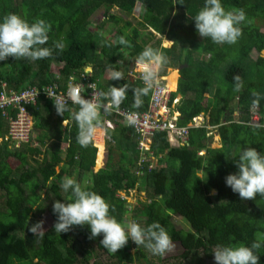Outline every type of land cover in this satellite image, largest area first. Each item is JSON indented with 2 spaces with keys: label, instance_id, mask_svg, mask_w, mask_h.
Here are the masks:
<instances>
[{
  "label": "trees",
  "instance_id": "16d2710c",
  "mask_svg": "<svg viewBox=\"0 0 264 264\" xmlns=\"http://www.w3.org/2000/svg\"><path fill=\"white\" fill-rule=\"evenodd\" d=\"M179 0H0V19L16 13L30 23L44 19L51 23L48 42L42 47L52 49V55L45 59L16 60L9 57L0 61V91L6 83L13 92L31 88L41 90L53 85L65 88L72 75L75 80L95 84L97 90L107 91L111 86L127 84V98L119 108L131 113H142L149 107L151 91L144 96L140 107H133L132 89L143 87V81L129 73L137 56L146 47L160 49L167 57L164 67L179 69L176 92H171L169 106L180 96L176 110L178 127L188 126L194 118L203 116L204 126L189 130L187 144L172 147L168 132L157 131L153 150L157 158L156 168L148 171L147 159L135 172L137 158V134L119 115L112 111L103 114L105 120L115 126L107 128L106 159L102 168L95 171L97 149L90 144L81 147L77 141V125L72 114L58 115L53 100L39 96L35 105L29 106L33 117V132L28 142L16 148L8 135V122L0 112V191L5 192L3 209L0 207V264H156L148 260L140 246L135 247L131 239L127 245L111 253L100 244L103 234L90 239V226H73L67 233L54 231L57 215L53 213L56 200L70 201L71 191L65 192L60 184L65 176L78 182L87 180L88 190L104 197L115 210L110 214L124 221L130 213L129 205L120 192L136 189L138 195L146 192L144 202L133 210V218L142 227L159 222L179 242L182 251L177 255L164 257L159 264H215L213 249L219 245H250L256 232H264V197L242 200L238 193L226 185L225 178L238 171L240 151L252 147L264 154V99L257 107L252 106L251 90L264 94V14L260 15L241 0H234L229 9H244L246 20L239 27L243 35L235 44H216L211 38L201 37L196 28L177 33H164L173 7H183ZM140 5L137 22L128 17ZM105 6L112 13L100 23L91 22L94 13ZM190 22L189 18H186ZM258 20V21H257ZM256 22V23H255ZM181 29L183 23H175ZM106 26L115 29L113 38L106 39L100 31ZM95 28V30H94ZM151 28V29H149ZM152 29L161 37L172 41L170 47L162 46V39L156 38ZM190 31V32H189ZM126 36L132 47L126 48L117 41ZM184 36L182 40L178 37ZM62 44L63 48H57ZM184 44H187L184 47ZM181 47L180 54L174 51ZM126 50V54L123 51ZM186 49V50H185ZM207 55L208 60H194L193 56ZM235 52L237 53L234 57ZM258 54L255 60L251 55ZM203 53V54H202ZM231 63L226 68L221 65ZM123 61V63H119ZM255 71L250 72V66ZM115 67L124 72V79L113 80L110 69ZM127 69V70H126ZM91 70L87 80L81 72ZM171 71L167 83L176 78ZM173 72V73H172ZM239 74L244 82L242 91L235 92L233 77ZM173 75V76H172ZM97 80H100L97 83ZM214 93L207 98L205 94ZM73 111L78 106L68 105ZM256 108L261 115L260 124L251 125V111ZM63 121H68L66 127ZM212 128V129H210ZM220 137V147L213 148V134ZM100 148L98 164L103 160L102 137L96 136ZM37 144V145H36ZM65 144V150L61 149ZM35 145V146H34ZM204 151V155H199ZM11 160L18 162L15 168ZM163 163L165 167H160ZM137 170V171H136ZM136 172L141 175H137ZM202 174L203 176H199ZM192 181V185L189 184ZM10 188L18 195H12ZM53 198L49 213L50 226L42 234H33L29 227L32 207L38 206L44 198ZM215 192V193H213ZM145 194V193H144ZM146 210V215H140ZM139 214V215H137ZM173 215L184 218L189 230L178 228ZM259 264H264V247L259 250Z\"/></svg>",
  "mask_w": 264,
  "mask_h": 264
},
{
  "label": "clouds",
  "instance_id": "9594fccd",
  "mask_svg": "<svg viewBox=\"0 0 264 264\" xmlns=\"http://www.w3.org/2000/svg\"><path fill=\"white\" fill-rule=\"evenodd\" d=\"M174 4H183V2L179 0L178 3ZM194 20L195 27L201 37L211 38L212 42L216 44L227 43L231 45L237 43L243 35V30L239 25L246 20V13L242 8L226 10L221 0H205L204 6L195 15ZM51 28V23L44 19H36L30 23L16 13L4 15L0 19V61H4L9 57H14L16 60L26 58L32 61L50 57L52 49L42 46L48 42ZM152 32L155 36L162 39V44L163 41H166L153 29ZM117 42L126 48L132 47L131 42L124 35L120 36ZM56 47L62 49L63 45L57 44ZM125 55L127 54L125 53ZM207 56L209 57V54ZM204 60L206 61L205 58ZM119 63H123V61ZM166 63L167 57L164 52L153 48L151 45L146 46L140 52L136 58V67L141 74L144 86L132 89L133 107L142 105V98L147 96L158 82V72L161 76L167 78L171 71L177 70L179 79L178 68L165 67V69H169V73H166V70H163V73L160 71L161 67ZM110 77L113 80H122L124 79V72L112 67L110 69ZM233 80V90L235 92L242 91L244 87L242 77L237 74L233 77ZM128 90L129 86L127 84L119 87L113 85L107 91L96 92L86 99L81 95L82 90L79 86L70 85L67 99L61 97L53 98L58 115L64 116L65 112L72 114V118L78 128L77 143L84 148L93 143V146L97 149V164L100 148L94 145L95 142L97 144L96 136L103 131V152L105 153V156L103 154V160L106 162V151H104L105 139L108 137L106 129H112L115 126L113 121L102 119L101 110L105 114L114 109H121L119 107L127 98ZM173 92H176V90ZM251 95L253 97L251 102L253 107H257L260 100L264 99V94L255 89L251 90ZM179 99L176 98L177 102ZM69 100L73 106H78V110L73 111L68 106ZM173 112L178 111L174 108ZM107 121L112 123V127L106 125ZM63 123L66 124L64 125ZM128 123L134 125L136 121L132 116H129ZM62 124L67 126L68 121H63ZM137 142L135 169L140 167L144 158L147 159L148 163V161L153 159L152 156L155 158L159 156L155 155L153 150L154 143L149 144V148L142 152L139 149L140 142L138 138ZM170 145L172 147H181L172 143ZM236 163L238 171L229 174L225 178L226 185L231 187L234 193H238L242 200H254L257 194L264 197V154L252 147L243 148ZM161 164L163 165V163ZM88 183L87 180L81 183L73 177H63L60 187L65 192L71 191V199L65 202L56 200L53 204V213L57 215V221L54 224L56 233H67L73 226L88 225L91 230L89 238H96L103 234L100 244L111 253H117L118 250L124 248L129 239L138 246L144 245L154 255L162 256L174 250L175 244L172 237L159 222H153L147 227H142L135 221H119L116 216L110 214L111 211L115 210L114 206L110 205L97 192L88 190ZM43 223V221H40L30 225L29 231L35 235L38 233L42 234L44 231ZM262 247H264V232H256L255 239L248 246L243 244L236 246L218 244L212 252L214 253L215 264H259L260 256L258 253Z\"/></svg>",
  "mask_w": 264,
  "mask_h": 264
},
{
  "label": "built area",
  "instance_id": "2783aa9c",
  "mask_svg": "<svg viewBox=\"0 0 264 264\" xmlns=\"http://www.w3.org/2000/svg\"><path fill=\"white\" fill-rule=\"evenodd\" d=\"M135 78L141 79V74L136 67V62L133 67L128 70ZM91 70L81 73V78L87 80L90 77ZM142 80V79H141ZM75 80L74 76L69 77L65 88H58L53 85H46L41 90L31 88L21 92H13L8 88L6 83H2V90L0 91V112H2L4 118L8 122V135L6 140L10 139L16 146L20 147L21 143L28 142L33 132V117L28 110L29 106L35 105L39 96H44L47 100H53L54 97H61L67 99L69 86H79L81 88V95L86 99L90 98L94 93L99 92L92 83H85ZM171 92L167 88V81L165 76H161L158 72V82L151 90L149 107L142 113H131L123 109H114L112 112L119 115L121 120H124L128 126H133L137 138L140 142L139 149L144 152L149 148V144H152L157 131L168 132V140L170 143L184 146L187 144L189 130L193 127H202L204 123L203 117L194 118L193 121L186 127H178L177 121L179 117L178 112H173L172 107L177 100L175 99L171 107L169 106ZM71 101H68V105ZM136 121L134 125L128 123V117ZM261 115L256 108L251 111V125L263 126L260 124ZM108 127H112L111 122H106ZM211 129V128H210ZM212 132H208L207 135H212ZM2 139H0V142ZM104 144V139L102 140ZM95 146L98 147L96 142ZM204 152H200L199 155H203ZM152 160L148 161V171L158 166L157 158L152 156ZM161 158V155L158 156ZM156 162V163H155ZM162 167V164L159 165ZM138 168V167H137ZM137 171V170H136ZM137 175H141L136 172ZM144 193V192H142ZM136 196L138 192L136 189H128L127 192H120L119 196L127 201V196Z\"/></svg>",
  "mask_w": 264,
  "mask_h": 264
},
{
  "label": "rangeland",
  "instance_id": "374dc122",
  "mask_svg": "<svg viewBox=\"0 0 264 264\" xmlns=\"http://www.w3.org/2000/svg\"><path fill=\"white\" fill-rule=\"evenodd\" d=\"M14 4H16V0H14ZM103 10H104L103 8H100V9H99V10H98V11L92 16V18H91V22H94V23H100V22H103V21L107 18V16H108L109 14L112 13V11H111L110 9H105V10H104L105 15H102V16H101V12H102ZM128 18H129V20H130L133 24H138V22L136 21V19H135L134 17L130 16V17H128ZM255 23H256V22H255ZM94 30H95V28H94ZM114 31H115V29H111V30H109V27L106 28V26H105V27L103 28V30L100 31V33H101L102 36H104L106 39H111V38H113ZM157 38H158V37H157ZM183 38L186 39V37H184V36L178 37V39H180V40H182ZM183 41H184V39H183ZM162 46H163V47H170V46H171V43H170V42L163 41ZM185 46H186V48H187V44H184V47H185ZM180 49H182V48H181V47H179V48H175L174 51H177V50H178L177 53L180 54V52H181ZM185 50H186V49H185ZM123 51L126 53V50H125V49H123ZM202 54H203V53H202ZM236 55H237V53L235 52L234 57H236ZM259 55H260L261 57H264V51L261 52V53H259ZM199 56H200V55H198L197 52H196V53L194 54V56H193V59L196 61V60L199 59ZM257 56H258V54H257L256 52H253L252 55H251V57H252L253 60H255V59L257 58ZM209 57H210V55H209ZM209 57H208L207 55H201V56H200V59H203V60H204V58H205L206 60H208ZM230 63H231V60L226 61L225 63H223V64L221 65V68H226L227 66L230 65ZM166 67H167V66H166ZM126 70H127V69H126ZM163 70H166V73H169V69H168V68L165 69L164 65L161 67L160 71H162V73H163ZM176 71H177V70H176ZM254 71H255V65L252 64V65L250 66V72L253 74ZM169 74H170V73H169ZM169 74H168V75H169ZM105 76H107V77L110 76V73H107ZM172 76H173V75H172ZM174 76H175L176 79H177V76H176V75H174ZM98 81L100 82V80H97V83H99ZM214 91H215V90H212V93H211V94H209V93L205 94V98H207L209 95L211 96V95L214 93ZM179 98H180V96H177V99H179ZM176 105H177V103H175L172 107H174V108L176 109ZM200 117H203V116H200ZM63 124L65 125L66 123H63ZM63 124H62V126H63ZM211 129H212V128H211ZM212 133H213V143H212V147H213V148L220 147V137H219L218 135H216V133H215L214 131H213ZM102 134H103V131L99 132L97 136H98V137H102ZM107 141H108V137H106V139H105V150H104V151H106V144H107ZM34 146H35V145H34ZM65 148H66V145L63 144L62 147H61V149L65 150ZM104 156H105V153H104ZM106 162H107V159H106ZM106 162L103 160L102 164H104V163H106ZM10 163H11L12 168H15V167L18 165V162L15 161V160H11ZM102 164L99 166V165L96 163L95 171H96L97 169H99V168L102 166ZM162 167H165V165L163 164ZM162 167H161V168H162ZM131 170L135 172V168H132ZM199 176L202 177L203 175H202V174H199ZM192 183H193L192 181H189V184H190V185H192ZM10 191L12 192V195H14V196L18 195V192H17L15 189L10 188ZM144 193H145V194H144ZM144 193H140L139 195H136V196H131V195L127 196V201H126V203L129 205L130 213H127L126 215H124V218H125L124 220H127V221H136V220L141 221V220H143L142 218H133V216L136 215V213L133 214V210L136 209V208H138V207L140 206V203H141V202L146 201V200H145L146 192H144ZM41 197L44 198V199L47 197L45 191H42V192H41ZM4 199H5V192L0 191V207H1V209H3ZM52 200H53V198H52V196L49 194V195H48V199H45V200L41 201V202L39 203L38 206L32 207V211H31L32 220L35 221V223L40 222V221H43V222H44V223H43V228H44V230H46V229L50 226V224H51V222H52V218H51V215H50V213H49V209L52 208ZM137 215H139V214H137ZM140 215H146V210H144ZM173 222L176 224V226H177L178 228H184V229H186V230H189V229H190V226H189V224L187 223V221H186L184 218H182L181 216L173 215ZM133 243H134V242H133ZM173 243L175 244V248H174V250L171 251V252H169V253H166L165 255H162V256H161V255H154V254H152V252H151L150 250H148L144 245H140V247H141L142 249H144V251H145V253H146V255H147L148 260L152 261L153 263L159 264V263L161 262V260L164 259V257H168V256H172V255H177V254H179V253L182 251V246L180 245L179 242H173ZM230 245L236 246L237 243L234 242V241H232ZM134 246H135V247H139V246H138L137 244H135V243H134ZM145 264H146V263H145Z\"/></svg>",
  "mask_w": 264,
  "mask_h": 264
},
{
  "label": "crops",
  "instance_id": "0c3cea01",
  "mask_svg": "<svg viewBox=\"0 0 264 264\" xmlns=\"http://www.w3.org/2000/svg\"><path fill=\"white\" fill-rule=\"evenodd\" d=\"M233 1L234 0H221L222 4H223V6L225 7L226 10H231V9H229V7L232 5V3H234ZM182 2H183V4H181V5H182L184 10L174 6L172 14H171V17H170L169 22L167 24V27H166L165 31H162V32H164V33L173 32V33H177V34L183 35V31H187L186 30L187 27L190 28V31L192 29L196 28L195 27L194 17L198 13V11L204 6L205 0H182ZM241 2H246V4H249L252 7H255L256 12H258L260 15L264 14V0H241ZM101 8H103L104 10L108 9L105 6H102ZM104 10L101 12V16L105 15ZM111 11H113V9H111ZM140 11H141V7H140V5H138L136 7L135 12L132 15H130V16L134 17L136 19V21H137V18H138V15H139L138 13ZM186 18H189L190 22H187ZM178 22H180V24L181 23L184 24L183 27H181V29H179V27L177 25H175V23H178ZM261 31L264 32V29H262ZM166 42H170L171 45L173 43L172 41H169L167 39H166ZM177 80H178V73H177ZM176 85H177V83H176ZM64 127H66V126H64Z\"/></svg>",
  "mask_w": 264,
  "mask_h": 264
},
{
  "label": "bare ground",
  "instance_id": "6f19581e",
  "mask_svg": "<svg viewBox=\"0 0 264 264\" xmlns=\"http://www.w3.org/2000/svg\"><path fill=\"white\" fill-rule=\"evenodd\" d=\"M171 73V72H170ZM168 77V76H167ZM167 80V78H166ZM176 83H177V79L173 78L171 79L168 83H167V88L170 92L175 91L176 90Z\"/></svg>",
  "mask_w": 264,
  "mask_h": 264
}]
</instances>
